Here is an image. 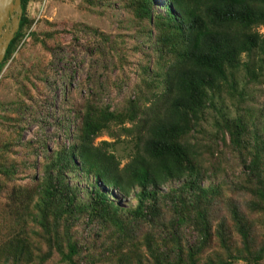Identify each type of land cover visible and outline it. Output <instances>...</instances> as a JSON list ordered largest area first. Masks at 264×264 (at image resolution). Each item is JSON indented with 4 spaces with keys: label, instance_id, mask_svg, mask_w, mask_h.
<instances>
[{
    "label": "trees",
    "instance_id": "obj_1",
    "mask_svg": "<svg viewBox=\"0 0 264 264\" xmlns=\"http://www.w3.org/2000/svg\"><path fill=\"white\" fill-rule=\"evenodd\" d=\"M29 3L0 65L1 77L25 39L40 48L0 104V264H264V0H163V14L153 0H80L82 14L116 20L115 35L44 19L31 30ZM69 33L104 61L101 85L70 104L68 147L34 165L17 155L25 82L36 87ZM109 85L126 91L116 107L95 98ZM113 128L131 139L95 144ZM218 143L237 156L230 180Z\"/></svg>",
    "mask_w": 264,
    "mask_h": 264
},
{
    "label": "rangeland",
    "instance_id": "obj_2",
    "mask_svg": "<svg viewBox=\"0 0 264 264\" xmlns=\"http://www.w3.org/2000/svg\"><path fill=\"white\" fill-rule=\"evenodd\" d=\"M153 1L156 12L163 14L164 10L161 7L163 0ZM79 5L80 0H30L28 12L31 19L35 20L31 30L43 28V24L40 22L44 19L49 23L56 24L60 31L63 29L70 30L74 23H83L98 29L101 33L111 35L117 33L116 20L104 14L102 9L97 10L98 14L85 15L79 11ZM258 32L264 35V27H260ZM87 37L81 35L80 41H78L76 40L78 38H75L72 34H64L63 40L60 39L64 47L54 55H45L50 61L49 66L45 67L46 75L40 79H33L36 87H31L29 83L25 82L29 89L24 99L28 108L21 115L23 134L17 155L23 157L31 154V163H34V165L42 162L46 163L57 147H68L76 124V116L69 110L70 104L85 102L92 94L93 87L101 85L100 78L103 77L104 71L102 68L105 67V63L94 56L97 50L93 46L86 45ZM24 41L25 44L22 43L14 55V62L7 65L0 77V104H3L6 109L9 108V100L19 96L20 84L24 82L31 61L34 62V59L40 61L38 59L40 48L33 46L29 39ZM138 42L142 43V40H138ZM16 61L18 62L17 66L13 67ZM116 73H112L111 80L114 79L113 76ZM93 79H97L98 82H94ZM30 93L31 98H29ZM125 93L126 91L118 93L111 86L104 94L102 93V96L97 95L95 98L116 107ZM256 99L260 104L261 98L258 99V96H256ZM262 100L264 101V93ZM125 127L131 128L132 126L128 124ZM118 139L130 140L131 136L122 132L119 128H113L98 137L95 144L99 145L101 142L114 143ZM29 142L38 143V147L32 152L26 150V144ZM217 151L223 153L222 156L217 155L220 157L219 165L224 167L222 169L224 174L218 175V178L230 180L238 172L237 156H233L228 148H223L221 143H218ZM40 164L37 165L36 172H38ZM36 176L40 177V175ZM67 180L71 186L79 188L82 192L90 190L87 183L79 178H67ZM91 181L93 183V180ZM114 194L115 203L123 208H130L135 205L133 197L127 200L117 193ZM52 264H59L58 258Z\"/></svg>",
    "mask_w": 264,
    "mask_h": 264
},
{
    "label": "water",
    "instance_id": "obj_3",
    "mask_svg": "<svg viewBox=\"0 0 264 264\" xmlns=\"http://www.w3.org/2000/svg\"><path fill=\"white\" fill-rule=\"evenodd\" d=\"M22 16L21 0H0V65L19 32Z\"/></svg>",
    "mask_w": 264,
    "mask_h": 264
}]
</instances>
